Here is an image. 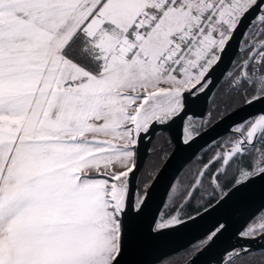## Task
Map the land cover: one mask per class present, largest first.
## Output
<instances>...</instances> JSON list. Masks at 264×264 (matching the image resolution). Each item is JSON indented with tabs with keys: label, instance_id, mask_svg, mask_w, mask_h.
<instances>
[{
	"label": "snow or ice",
	"instance_id": "6c2138e0",
	"mask_svg": "<svg viewBox=\"0 0 264 264\" xmlns=\"http://www.w3.org/2000/svg\"><path fill=\"white\" fill-rule=\"evenodd\" d=\"M237 35L259 42V63L250 43L230 87L264 103V0H0V264H144L148 242L199 207L264 184L262 112L204 165L211 195L196 216L181 208L145 227L136 194L145 140L185 124ZM203 127H182L177 150ZM228 229L218 219L197 256ZM257 233L264 211L216 264H252Z\"/></svg>",
	"mask_w": 264,
	"mask_h": 264
},
{
	"label": "water",
	"instance_id": "95a60500",
	"mask_svg": "<svg viewBox=\"0 0 264 264\" xmlns=\"http://www.w3.org/2000/svg\"><path fill=\"white\" fill-rule=\"evenodd\" d=\"M242 31H244V29H242ZM243 38L244 37L237 35L236 40L232 42V47L229 50L228 56L225 57L223 63L214 73L213 84L206 89L205 94L201 95L199 101L192 106V111L189 113L185 122L189 119H204L210 103V98L222 78L228 74L235 56L241 50ZM258 50H260L259 44L250 55H254ZM262 112H264V103H254L251 106L242 104L214 121L208 127L204 128L202 131L205 132V134L188 148L181 147L179 150L176 148L177 141L181 137L182 127L185 125L182 126L180 121H177L170 130H157L150 139H146L143 145L141 170L149 153L152 139L157 133L165 132L168 135L169 141L172 143V149L146 187L147 189L151 186L150 193L144 191L143 197L141 198L144 199L146 196L148 200L144 213L145 227L153 225L154 222H158L170 188L178 174L190 161L195 159L204 148L215 140L229 133H233L234 127L238 124ZM193 113L195 115H193ZM203 169H205V167H203ZM140 172L137 174V180ZM215 203L216 201L213 204ZM263 209L264 184L258 182L255 185H252L243 196L232 198L219 208H216L215 211L206 212V209L202 210L200 212L203 214L202 217L197 219L195 223L190 222L183 227H173L163 231L160 235L154 237L148 242L140 258L144 261V264H156L165 257L178 253L193 243L201 240L203 234L211 228L218 219H226L229 224V229L216 241L215 245L203 255L197 256V253L195 252L183 263L190 264V261L193 258H196L197 264H216V261L219 260L220 256L225 253V249L231 251V246L237 243L236 237L233 233L242 228V226L245 225V222L253 217V214L257 215ZM205 212L206 214H204ZM196 215L197 214L193 216ZM258 237L259 233L256 237H253L251 241L246 243L245 247L250 248L252 252L264 251V240H261ZM241 243H244V241H241ZM225 258L227 259V256Z\"/></svg>",
	"mask_w": 264,
	"mask_h": 264
},
{
	"label": "trees",
	"instance_id": "16d2710c",
	"mask_svg": "<svg viewBox=\"0 0 264 264\" xmlns=\"http://www.w3.org/2000/svg\"><path fill=\"white\" fill-rule=\"evenodd\" d=\"M246 40H249V42L255 45L259 44L258 41L250 40L248 37H245V41ZM247 49L248 47L237 53L228 74L221 80L215 92L213 93L205 114L206 122L204 124V128L208 127L223 115L243 104L240 97L236 95L233 89L230 87V73L236 72L243 60L249 57ZM259 51L260 50H258V52ZM257 53L252 57H256L254 63L258 64L259 56ZM236 137V135L230 133L227 136L218 139L216 143L210 144L208 147L203 149L195 159L190 161L181 170L169 190L160 216L166 218L169 213L172 215H180L181 213L177 211V209L181 208L185 212L190 213L192 216L197 214L195 209L204 204L207 198L211 195V188L209 187V182L206 176L202 175L201 181L199 183L197 182L199 172L201 171L202 167H204V165L209 162L210 159L214 157L218 158L223 151H226L227 147L231 144L230 141ZM171 149L172 143L169 141L168 135L165 132H159L153 138L150 151L146 157L144 166L137 180V188L140 195L143 194L153 176L170 153ZM211 167L212 166L209 165V168ZM209 168H205L204 173L208 172ZM229 175H231V172H229ZM185 192L187 195H182ZM222 194L223 193L221 192H217L218 196ZM214 202L215 201H213V203ZM204 209V207H199V212ZM261 211H264V209ZM259 214H257V216ZM187 218V216L184 217V219ZM199 244L200 240L178 253L165 257L156 264H183L196 252L194 249ZM261 252L262 251L253 252V255L245 258V262L250 260L252 261V264H264V256L260 255ZM238 264H240V262H238Z\"/></svg>",
	"mask_w": 264,
	"mask_h": 264
},
{
	"label": "rangeland",
	"instance_id": "374dc122",
	"mask_svg": "<svg viewBox=\"0 0 264 264\" xmlns=\"http://www.w3.org/2000/svg\"><path fill=\"white\" fill-rule=\"evenodd\" d=\"M251 42H249V43H245V37L243 38V42H242V45H241V50L242 49H246L247 47H249V46H247V45H249ZM259 43V42H258ZM252 44V43H251ZM256 46H257V44H256ZM240 50V51H241ZM258 52V51H257ZM256 52V53H257ZM255 53V54H256ZM254 54V55H255ZM254 55H252V56H254ZM215 92V91H214ZM212 97V96H211ZM210 100H211V98H210ZM205 122H206V119H205V117H204V119L203 120H187L186 122H185V125H184V128L185 129H191L193 126H195V127H200L201 125H203L204 126V124H205ZM241 124V123H240ZM237 127V126H236ZM235 127V128H236ZM234 128V129H235ZM204 129V127L201 129V131ZM158 134V133H157ZM156 134V135H157ZM231 134H234V135H236L237 136V134L236 133H231ZM155 135V136H156ZM185 135H187V132H185ZM228 135V134H227ZM227 135H225V136H227ZM225 136H223V137H225ZM169 138V137H168ZM222 138V137H221ZM237 138V137H236ZM236 138H234L233 140H235ZM220 139V138H219ZM153 140V139H152ZM218 140V139H217ZM217 140H215L214 142H212L211 144H214V143H216L217 142ZM232 140V141H233ZM210 145V144H209ZM208 145V146H209ZM151 146V145H150ZM207 146V147H208ZM229 148H231V144L227 147V150L229 149ZM205 149V148H204ZM149 151H150V149H149ZM203 173H204V169H203V167H202V169H201V171L199 172V174H198V177H197V182L199 183L200 181H201V178H202V175H203ZM136 194H138L141 198L143 197V194H144V192H143V194H139V190H138V188H137V193ZM223 195V194H222ZM222 195H219V196H222ZM161 214V213H160ZM179 214H177V215H173V216H178ZM165 220V217L163 218L162 216H159V219H158V222H162V221H164ZM157 222V223H158Z\"/></svg>",
	"mask_w": 264,
	"mask_h": 264
},
{
	"label": "bare ground",
	"instance_id": "6f19581e",
	"mask_svg": "<svg viewBox=\"0 0 264 264\" xmlns=\"http://www.w3.org/2000/svg\"><path fill=\"white\" fill-rule=\"evenodd\" d=\"M229 72V71H228ZM223 79V78H222ZM221 82V81H220ZM219 85V84H218ZM217 88V87H216ZM216 90V89H215ZM226 115V114H225ZM224 116V115H223ZM256 116V115H255ZM239 125V124H238ZM235 128V127H234ZM234 133V132H233ZM230 134V133H229Z\"/></svg>",
	"mask_w": 264,
	"mask_h": 264
}]
</instances>
